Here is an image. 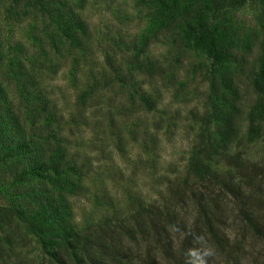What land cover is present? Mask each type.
I'll use <instances>...</instances> for the list:
<instances>
[{"label": "rangeland", "instance_id": "374dc122", "mask_svg": "<svg viewBox=\"0 0 264 264\" xmlns=\"http://www.w3.org/2000/svg\"><path fill=\"white\" fill-rule=\"evenodd\" d=\"M233 1L0 0V110L32 154L0 142V264H75L57 245L64 225L137 207L192 220L195 154L216 175L246 167L264 206V97L253 88L264 0ZM205 42L226 48L216 69ZM212 77L227 97L225 144L209 118Z\"/></svg>", "mask_w": 264, "mask_h": 264}, {"label": "trees", "instance_id": "16d2710c", "mask_svg": "<svg viewBox=\"0 0 264 264\" xmlns=\"http://www.w3.org/2000/svg\"><path fill=\"white\" fill-rule=\"evenodd\" d=\"M201 48L216 69L226 53L223 43L205 42ZM257 76L259 81H254L253 88L264 97V66L259 68ZM27 79V74L23 73L17 80L23 87ZM208 87L209 98L219 100L211 104L209 118L218 141L225 144L232 134L230 117L223 104L227 97L214 77ZM259 117L264 122V106ZM9 119L10 113L0 110V142L8 146V154L21 151L25 157L32 158L24 142L12 135L13 125L9 124ZM234 168L235 175H216L198 155L193 156L189 169L203 184L197 187L201 190L189 189L196 205V214L190 221L163 214L157 208L137 207L121 220H103L82 229L64 225L57 245L78 253L75 264H183L184 252L195 246L191 237L186 236V231L192 229L204 235L216 249L210 264H264V206L260 204L262 197L255 198L251 189L258 186L255 182L260 180L248 174L240 163ZM54 200L43 205L52 208L56 205ZM51 211L54 216L50 219L63 220L55 209ZM53 241L46 239L44 244L52 246ZM138 242H143L141 255H135Z\"/></svg>", "mask_w": 264, "mask_h": 264}, {"label": "clouds", "instance_id": "9594fccd", "mask_svg": "<svg viewBox=\"0 0 264 264\" xmlns=\"http://www.w3.org/2000/svg\"><path fill=\"white\" fill-rule=\"evenodd\" d=\"M186 236L191 237L195 246L184 252L183 264H210V260L216 255V249L205 236L194 232L192 229L186 231Z\"/></svg>", "mask_w": 264, "mask_h": 264}]
</instances>
